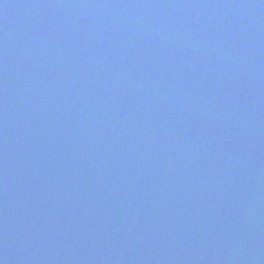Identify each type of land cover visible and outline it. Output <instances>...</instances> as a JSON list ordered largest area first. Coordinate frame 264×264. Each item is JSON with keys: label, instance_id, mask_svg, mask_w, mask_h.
<instances>
[{"label": "water", "instance_id": "obj_1", "mask_svg": "<svg viewBox=\"0 0 264 264\" xmlns=\"http://www.w3.org/2000/svg\"><path fill=\"white\" fill-rule=\"evenodd\" d=\"M0 67V264L264 246V0H0Z\"/></svg>", "mask_w": 264, "mask_h": 264}]
</instances>
